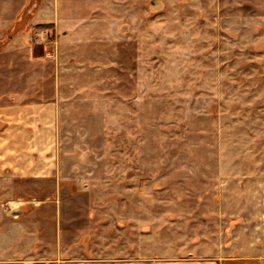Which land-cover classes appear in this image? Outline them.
Returning <instances> with one entry per match:
<instances>
[{"label": "rangeland", "instance_id": "rangeland-1", "mask_svg": "<svg viewBox=\"0 0 264 264\" xmlns=\"http://www.w3.org/2000/svg\"><path fill=\"white\" fill-rule=\"evenodd\" d=\"M17 121L0 264L214 261L264 223V0H0Z\"/></svg>", "mask_w": 264, "mask_h": 264}, {"label": "crops", "instance_id": "crops-1", "mask_svg": "<svg viewBox=\"0 0 264 264\" xmlns=\"http://www.w3.org/2000/svg\"><path fill=\"white\" fill-rule=\"evenodd\" d=\"M16 129L14 132H12V134L10 133V131H5L4 135L2 137H0V139H3L2 142H0V145H5L8 142L9 138L14 139V146H11L9 153H7L8 151V145L3 148L4 150H2L0 152V170L1 169H6L7 167H11V170L15 171L16 174L20 176L21 172H24V168L26 167L25 165H28V167H33L36 166V156H31V159H26L25 162L23 161L24 158L20 156H18L16 153L18 151V148L20 146H18L16 143L18 142L16 139V133L19 130V126L20 124H22V122L17 121L16 123ZM31 126H29L28 128H33L37 129L38 125L40 124L39 121H30ZM35 125V126H33ZM28 132V131H26ZM6 134H9V136H7ZM34 136V135H33ZM37 137H39L37 135ZM36 138V137H35ZM34 138V139H35ZM10 139V140H12ZM12 143V142H11ZM0 146V147H3ZM13 152H15V155L13 158H9V154H12ZM13 155V154H12ZM46 159V158H45ZM44 159V160H45ZM29 160V161H28ZM25 166V167H24ZM27 169V167L25 168ZM35 168H33L34 170ZM260 195H262V193L264 192L263 190L259 191ZM262 201H260V208L262 209ZM253 202L250 199V196H247V215H249L253 209ZM256 207V206H255ZM255 210V208H254ZM262 231H264V223L263 220H260V222L256 223V221L254 219L251 218V216H247V242H242L239 241V244L237 246L234 245L233 248H222L217 250L212 256H214V261H207V262H198L196 264H264V245H257L256 241L258 239V235L259 233H261ZM262 242L264 241V236L262 234V238H261ZM246 241V240H245ZM245 243V244H244ZM191 261L186 260L181 262L180 264H191Z\"/></svg>", "mask_w": 264, "mask_h": 264}, {"label": "trees", "instance_id": "trees-1", "mask_svg": "<svg viewBox=\"0 0 264 264\" xmlns=\"http://www.w3.org/2000/svg\"><path fill=\"white\" fill-rule=\"evenodd\" d=\"M49 25H41V26H39V27H41V28H46V27H48Z\"/></svg>", "mask_w": 264, "mask_h": 264}]
</instances>
